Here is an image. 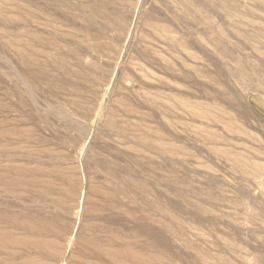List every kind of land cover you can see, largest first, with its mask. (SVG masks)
Masks as SVG:
<instances>
[{"label":"rangeland","instance_id":"obj_1","mask_svg":"<svg viewBox=\"0 0 264 264\" xmlns=\"http://www.w3.org/2000/svg\"><path fill=\"white\" fill-rule=\"evenodd\" d=\"M217 1L0 0V264H264V8L219 48Z\"/></svg>","mask_w":264,"mask_h":264},{"label":"bare ground","instance_id":"obj_2","mask_svg":"<svg viewBox=\"0 0 264 264\" xmlns=\"http://www.w3.org/2000/svg\"><path fill=\"white\" fill-rule=\"evenodd\" d=\"M258 2V4L260 5L261 9L264 8V0H255ZM209 2V1H208ZM204 3V1L202 2ZM214 3V2H213ZM205 4V3H204ZM241 5H243L241 2H239L238 0H218L213 6V8H217V10H221L227 17L230 18L231 22H227L225 24H215V22L213 20H209V17H206L208 14L205 11V8L203 9H195L192 10L191 8L192 5L189 7L187 4H184V8L185 10L188 12V14L192 15V18L195 20H201L202 23L204 24L205 28L207 29V31H209L213 36H214V40L217 44V46L219 47L223 41L224 38L219 37V31L222 32V34L225 32H228V35H230L231 32V28H236V26L238 27V23L234 22L233 20H235V18L240 15L241 10L243 11V8H241ZM194 6V5H193ZM211 7V4L207 5V8ZM257 8V7H256ZM263 10V9H262ZM39 13V12H38ZM48 14V13H47ZM115 20V19H114ZM236 21V20H235ZM240 22V20H239ZM264 23V21H263ZM238 24V25H237ZM55 25V24H54ZM260 29H258L261 33H264V25L262 27H259ZM244 29L241 30V28L238 27V36H240L242 39H246L248 38L247 35L243 34L242 32ZM29 38V37H28ZM35 39V37H34ZM32 39V40H34ZM20 41V40H19ZM50 45L48 46H53V44L51 42H49ZM9 44V43H8ZM55 46V45H54ZM92 50V53H100L101 52V46H96L93 45L90 47ZM220 48V47H219ZM9 49L13 51V53L15 55H17L18 57L25 59H28V56L30 55V53L28 52V47L26 48V46L20 45L19 43H14V42H10L9 44ZM76 52V51H75ZM75 52L73 53V55L75 54ZM222 52V50H221ZM34 54H36V51H34ZM71 54V53H70ZM68 53V55H70ZM78 53H76L77 55ZM80 74H82V71L79 72ZM238 75L241 77H250L248 76V74L246 73L244 67H241L238 70ZM29 88V87H28ZM30 89V88H29ZM194 107H191V109H193ZM195 115H197L198 117L204 119V120H212L215 123H219V118L215 115V113H210L207 112L206 113H196ZM224 127L228 130L231 131L234 129L233 126L230 125V123H227L224 125ZM233 132V131H232ZM235 132V131H234ZM6 132L5 131H0V135H4ZM213 136V135H212ZM229 152V151H228ZM229 154H234V152L232 151ZM239 157V156H238ZM240 159V158H238ZM245 165H249V164H245ZM251 166V165H250ZM22 180V179H21ZM21 183V182H20ZM5 220V219H4ZM11 225L13 227L15 226H25L26 228L28 227V223L23 222L22 224L17 223L16 221H14L13 219H10ZM31 229H33V227H30ZM34 230V229H33ZM36 232H40L39 228L35 229ZM53 231V229H50L49 233H51ZM41 233V232H40ZM8 232H4L0 229V248H5L7 249L9 247V245L7 244L10 240L11 242L17 243V244H21L24 246V244L26 243H30V241H27L25 239H19L16 241H13V239L11 238L12 236L10 235ZM10 239V240H9ZM45 240L40 239V238H35L34 241H31V245L36 247L37 249L43 250L47 247V242H44ZM93 242V241H92ZM33 247V248H34ZM144 249V248H143ZM99 251L97 252H101L102 254H104L106 257L110 258V262L113 264H131V263H137V264H144L143 260H144V256L142 253H136L134 251H132V249H130V247H122L119 250H100L98 248ZM197 253H199V255H201V257H203V261L205 263H209L211 264L210 261L207 260V258H205L202 253H201V249H199V247H195V249ZM46 251V249H45ZM100 253V254H101ZM54 254V253H53ZM101 254V255H102ZM33 259V258H32ZM129 260V261H128ZM36 263V262H34ZM38 263V262H37ZM24 264H27V262H25ZM33 264V263H32Z\"/></svg>","mask_w":264,"mask_h":264}]
</instances>
